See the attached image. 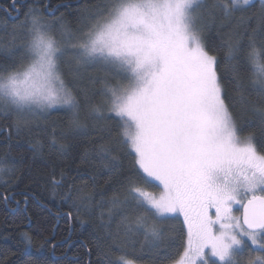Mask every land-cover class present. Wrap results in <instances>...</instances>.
<instances>
[{
	"label": "snow or ice",
	"instance_id": "obj_1",
	"mask_svg": "<svg viewBox=\"0 0 264 264\" xmlns=\"http://www.w3.org/2000/svg\"><path fill=\"white\" fill-rule=\"evenodd\" d=\"M69 6L0 7V144L27 140L35 158L45 146L66 156L87 141L81 161L117 176L126 158L134 163L108 199L85 195L89 185L55 165L37 178L57 202L55 222L38 223L37 251H64L35 264H133L121 249L141 235L173 260L165 224L179 216L187 242L173 264H264V0H88L57 15ZM53 110L66 116L59 131L48 122ZM152 181L158 196L141 186ZM12 198L3 197L6 215L30 221L27 197L23 213L8 207ZM61 218L67 235L56 241ZM73 235L80 251L68 256ZM21 242L30 248L32 234Z\"/></svg>",
	"mask_w": 264,
	"mask_h": 264
},
{
	"label": "trees",
	"instance_id": "obj_2",
	"mask_svg": "<svg viewBox=\"0 0 264 264\" xmlns=\"http://www.w3.org/2000/svg\"><path fill=\"white\" fill-rule=\"evenodd\" d=\"M8 0H0V7L7 6ZM53 5L57 3H64L70 5L67 8H61L57 15L61 13H73L75 14L78 9L86 6L88 0H51ZM3 18V13L0 12V19ZM70 20H74V16L69 17ZM66 79L72 80V76L67 71L66 66H62ZM85 75L98 76L103 75L96 68H82ZM66 116L63 111L53 110L49 116V123L55 122L57 130L63 128ZM51 131V128H49ZM13 147L10 149L6 144H0V163L3 164L5 169H10V172L0 173V264H35L36 261H55L59 257L60 253L64 251V247H58L55 250L56 255L51 254V244L45 245L41 251H37L40 247L41 239L36 235L38 223L41 219H47L49 221V227L51 223L55 222L53 214L57 211V202L50 200V192L45 187L44 181L37 179L41 175L51 171L52 165L56 166V171L64 170L70 179H74L77 185L87 183L89 187L85 190V195L89 192L95 191L96 193L103 192L104 198L108 199L113 196L120 189V180L123 175L128 174V170L131 168L134 160L132 157L126 158L123 162L124 172L122 175L117 176L110 174L106 170L100 168L95 162L85 163L80 159V153L85 148H91L92 145L85 141L78 148L70 149L66 156H61L55 151H50L45 146L43 152L33 158V154L29 151V143L27 140H22L19 145L15 138L12 141ZM31 166V167H29ZM79 171V176L76 173ZM93 177L95 182L93 185ZM7 180V185L3 182ZM147 191L152 193L159 192V186L154 182L148 185H141ZM5 194L11 195L13 198L9 200L8 207H17L20 213H23L25 208L24 200L27 197V212L26 215L32 217L30 221L23 224L13 223V217L7 213L3 197ZM99 199V196L97 197ZM16 201H20L19 205H16ZM46 203L47 207H41ZM51 209V213L49 212ZM66 211V209H63ZM81 219L87 220L86 216H82ZM66 218H61L59 221V228L55 232V240L60 241L61 237L67 235L65 232ZM175 226L179 231H171ZM79 229V224H77ZM166 236L175 237V244L172 246L171 251L175 254L173 260L177 259L183 252L184 246H186L187 229L183 227V220H170L165 224ZM91 231L90 225H85L83 232L84 236L88 235ZM27 232L33 236V244L30 248H26L25 244L21 242V233ZM48 233L45 232V235ZM80 239H83L81 237ZM134 246L129 244L121 249V252L127 253V258L132 260L135 264H172L173 260H164L162 256L156 255V249H153L148 242L144 241V237L141 235L136 238ZM170 243V240H165L161 244L160 252L163 253L165 247ZM80 240L77 239V235L72 236V243L67 253L68 256H74L78 251ZM117 252L113 255V258L120 255ZM95 261V254L92 256Z\"/></svg>",
	"mask_w": 264,
	"mask_h": 264
},
{
	"label": "rangeland",
	"instance_id": "obj_3",
	"mask_svg": "<svg viewBox=\"0 0 264 264\" xmlns=\"http://www.w3.org/2000/svg\"><path fill=\"white\" fill-rule=\"evenodd\" d=\"M152 182H154L160 188L159 189V192L155 193L158 196L161 193V191H162V186L159 185V182L158 181H152ZM232 207H233V213L232 214L234 216H238V217L241 218V208H242V206L239 205V204H234ZM214 213H215V210L214 209H210V214H212L214 216ZM179 218L181 220H183V217L182 216H179ZM186 242H187V238H186ZM206 251H210V250L209 249H206ZM177 259H179V257ZM133 264H135V263H133Z\"/></svg>",
	"mask_w": 264,
	"mask_h": 264
},
{
	"label": "water",
	"instance_id": "obj_4",
	"mask_svg": "<svg viewBox=\"0 0 264 264\" xmlns=\"http://www.w3.org/2000/svg\"><path fill=\"white\" fill-rule=\"evenodd\" d=\"M243 213H244V209L242 207V209H241V221L243 220Z\"/></svg>",
	"mask_w": 264,
	"mask_h": 264
}]
</instances>
